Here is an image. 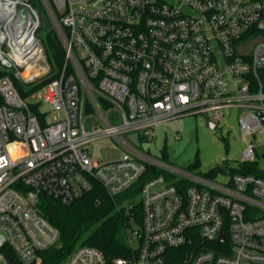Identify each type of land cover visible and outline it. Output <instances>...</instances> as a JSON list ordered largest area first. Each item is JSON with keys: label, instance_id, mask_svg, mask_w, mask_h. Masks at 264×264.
I'll return each instance as SVG.
<instances>
[{"label": "built area", "instance_id": "2783aa9c", "mask_svg": "<svg viewBox=\"0 0 264 264\" xmlns=\"http://www.w3.org/2000/svg\"><path fill=\"white\" fill-rule=\"evenodd\" d=\"M40 1L64 61L29 92L51 71L43 16L30 0H0V264H41L59 241L43 196L70 204L98 182L115 198L148 172L140 198L118 205L131 254L109 260L80 245L57 264H264L263 176L227 170L219 181L131 138L151 142L188 115L217 127L237 109L241 162L255 160L247 136L264 132V0ZM103 137L118 157L92 156Z\"/></svg>", "mask_w": 264, "mask_h": 264}, {"label": "trees", "instance_id": "16d2710c", "mask_svg": "<svg viewBox=\"0 0 264 264\" xmlns=\"http://www.w3.org/2000/svg\"><path fill=\"white\" fill-rule=\"evenodd\" d=\"M39 9L43 8L40 0H30ZM43 29V28H42ZM39 35L44 43L47 58L51 65V71L43 79L35 83L30 91H34L49 81L53 80L64 61L63 46L53 29L42 32ZM6 72L0 65V76ZM264 82V69L261 71ZM19 89L23 96L28 95L21 86ZM34 111H38V105L32 104ZM225 139V138H223ZM255 174L264 177V170L259 168L258 161L224 162L211 169L207 175L215 177L218 172ZM150 176L146 173L134 186L122 194L112 198L104 187L95 182L92 190L77 198L70 204H64L51 197L43 196L40 203L41 214L60 231L59 241L51 248L43 252L41 264H57L70 255L78 246L89 245L100 249L109 260L117 257H127L131 254V247L127 240V228L129 227V215L124 210L118 209V205L126 198L138 196L143 182ZM141 204L137 203L134 214L140 221L142 212Z\"/></svg>", "mask_w": 264, "mask_h": 264}, {"label": "rangeland", "instance_id": "374dc122", "mask_svg": "<svg viewBox=\"0 0 264 264\" xmlns=\"http://www.w3.org/2000/svg\"><path fill=\"white\" fill-rule=\"evenodd\" d=\"M44 27L42 32L52 29V22L44 8L40 9ZM239 111L232 109L230 115L222 120L217 127L212 128L207 123L204 114L188 115L170 120L154 131V140L139 142L138 134L133 132V143L142 146L153 156L165 159L181 168L207 174L211 169L224 162L236 163L243 159L246 148L238 122ZM225 138V139H223ZM247 139L257 144L255 159L259 168L264 170V132ZM92 156L99 161H108L118 157L121 153L118 146L109 137L99 138L91 145ZM226 176L218 172L216 180H223ZM140 196L137 197L139 199ZM136 199V200H137ZM136 246V242H133Z\"/></svg>", "mask_w": 264, "mask_h": 264}, {"label": "water", "instance_id": "95a60500", "mask_svg": "<svg viewBox=\"0 0 264 264\" xmlns=\"http://www.w3.org/2000/svg\"><path fill=\"white\" fill-rule=\"evenodd\" d=\"M207 123L212 127V128H215L216 127V124L214 122H212L211 120H207ZM222 238H223V235H222ZM1 243V242H0Z\"/></svg>", "mask_w": 264, "mask_h": 264}]
</instances>
